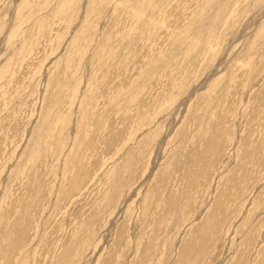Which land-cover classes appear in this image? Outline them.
Here are the masks:
<instances>
[{"label": "rangeland", "instance_id": "1", "mask_svg": "<svg viewBox=\"0 0 264 264\" xmlns=\"http://www.w3.org/2000/svg\"><path fill=\"white\" fill-rule=\"evenodd\" d=\"M64 1L0 0V264H264V0Z\"/></svg>", "mask_w": 264, "mask_h": 264}, {"label": "bare ground", "instance_id": "2", "mask_svg": "<svg viewBox=\"0 0 264 264\" xmlns=\"http://www.w3.org/2000/svg\"><path fill=\"white\" fill-rule=\"evenodd\" d=\"M77 1H78V0H76V3H77ZM69 4H71V2H70L69 0L64 1L63 4L61 5V7H60L59 9H60V10H61V9H64V8L67 7ZM71 5H72V4H71ZM73 5H74V4H73ZM73 5H72V6H73ZM60 10H59V11H60Z\"/></svg>", "mask_w": 264, "mask_h": 264}]
</instances>
